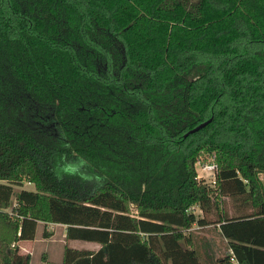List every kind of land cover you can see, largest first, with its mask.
Wrapping results in <instances>:
<instances>
[{"label": "trees", "instance_id": "trees-1", "mask_svg": "<svg viewBox=\"0 0 264 264\" xmlns=\"http://www.w3.org/2000/svg\"><path fill=\"white\" fill-rule=\"evenodd\" d=\"M261 173L264 0H0V264H264Z\"/></svg>", "mask_w": 264, "mask_h": 264}, {"label": "rangeland", "instance_id": "rangeland-1", "mask_svg": "<svg viewBox=\"0 0 264 264\" xmlns=\"http://www.w3.org/2000/svg\"><path fill=\"white\" fill-rule=\"evenodd\" d=\"M199 161L201 163L214 162L213 158H211V156H208V155L200 156ZM198 162L196 163V169H198L197 171L198 175L204 176L205 178L208 177L206 180H208V182L209 180L211 181L213 177L208 176L209 172H206V171L204 172L203 170H201ZM24 188L32 189L33 185L25 184ZM17 189L18 188H16V190ZM195 230H197V228H195ZM63 232H64L63 228L61 226H58L54 229V234H55L54 237L51 239H47L43 236V224L40 225L36 232L37 240L40 242L35 243L34 247L32 246L33 249L30 252L32 255L31 264H57L58 262H59L58 264H60L62 262L64 246L66 244L65 237H64L65 232H64V236H62ZM212 233L216 234V232H212ZM76 243H80V242H73V243L70 242L69 244L73 248H78ZM214 245H215V249H216V252L219 258H223L227 255L228 253L227 243L220 242V243H214ZM46 251L50 255L51 262L49 263H47L45 259L43 258V256H45L46 258V253H47ZM43 252H46V253L43 254Z\"/></svg>", "mask_w": 264, "mask_h": 264}, {"label": "crops", "instance_id": "crops-1", "mask_svg": "<svg viewBox=\"0 0 264 264\" xmlns=\"http://www.w3.org/2000/svg\"><path fill=\"white\" fill-rule=\"evenodd\" d=\"M198 171V169H197ZM261 181L263 182V185H264V173H261L259 175ZM4 183V182H3ZM30 185V184H28ZM33 189V188H32ZM32 189H28V190H32ZM19 189L16 190V188L14 189V192L18 191ZM42 225L41 223L38 225V227ZM58 226H61L65 232V226L61 225V224H49V226L47 227L48 231L51 234V236L47 239H51L54 237V229ZM37 227V229H38ZM197 228V231H198V234H199V240L200 238H202V240H205V241H208L209 243H220V242H223V243H227L226 240H224L221 235L219 234V231L216 230V229H213V228H210V227H204V228H200V227H194V229ZM64 232L62 234V236H64ZM212 232H216V234H213ZM65 237V236H64ZM219 238V239H218ZM37 242H40L37 240V237L35 235V238L33 240H21L18 242V247H19V252L21 254H29L31 255V250L33 249V247L35 246V243ZM71 243L73 242H80V243H76L77 246H78V249H82V248H85V249H92V250H97L100 246L96 243H90V242H82V241H78V240H73V241H70ZM69 242V243H70ZM70 245V244H69ZM33 246V247H32ZM47 252V251H46ZM46 252H43L46 253ZM216 256L217 258H219V256L217 255L216 253ZM43 258H45V256H43ZM31 260H32V255H31ZM45 261L47 263L51 262L50 261V255L49 253L47 252L46 253V258H45ZM32 263V261L30 262V264ZM59 263V262H58ZM57 263V264H58ZM232 264H236L235 262H233Z\"/></svg>", "mask_w": 264, "mask_h": 264}, {"label": "built area", "instance_id": "built-area-1", "mask_svg": "<svg viewBox=\"0 0 264 264\" xmlns=\"http://www.w3.org/2000/svg\"><path fill=\"white\" fill-rule=\"evenodd\" d=\"M198 163H199V165H200V169H201V170H203L204 172H205V171H206V172H209V175H208V176L213 177V178L211 179V181L209 180V182H211V183H215V180H216V173H217V171H218L217 164H216L215 162L201 163L200 161H199ZM198 177H199V178H204V179H207V178H208V177L205 178L204 176H200V175H198ZM207 181H208V180H207ZM232 260L235 261L234 258H232Z\"/></svg>", "mask_w": 264, "mask_h": 264}, {"label": "water", "instance_id": "water-1", "mask_svg": "<svg viewBox=\"0 0 264 264\" xmlns=\"http://www.w3.org/2000/svg\"><path fill=\"white\" fill-rule=\"evenodd\" d=\"M209 121H206L205 123H202L201 125H199L198 127H196L195 129H193L191 132H196L198 131L199 129L203 128L204 126H206V124L208 123ZM189 134V133H188Z\"/></svg>", "mask_w": 264, "mask_h": 264}]
</instances>
